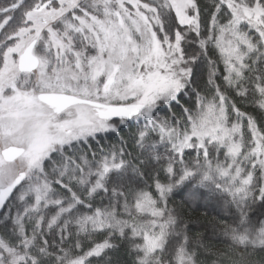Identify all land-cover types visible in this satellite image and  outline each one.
I'll use <instances>...</instances> for the list:
<instances>
[{"label": "snow or ice", "instance_id": "1", "mask_svg": "<svg viewBox=\"0 0 264 264\" xmlns=\"http://www.w3.org/2000/svg\"><path fill=\"white\" fill-rule=\"evenodd\" d=\"M0 264H264V0L0 4Z\"/></svg>", "mask_w": 264, "mask_h": 264}, {"label": "trees", "instance_id": "2", "mask_svg": "<svg viewBox=\"0 0 264 264\" xmlns=\"http://www.w3.org/2000/svg\"><path fill=\"white\" fill-rule=\"evenodd\" d=\"M5 0H0V4L6 3ZM210 204V203H209ZM208 204L207 208H200L197 212H189L192 220L193 234L200 235L208 238L209 242L216 248H224L225 244L222 242V237L214 234V222L219 220L222 216L226 215L219 206L210 207ZM257 261L259 257H254Z\"/></svg>", "mask_w": 264, "mask_h": 264}, {"label": "rangeland", "instance_id": "3", "mask_svg": "<svg viewBox=\"0 0 264 264\" xmlns=\"http://www.w3.org/2000/svg\"><path fill=\"white\" fill-rule=\"evenodd\" d=\"M5 1H7V0H5ZM210 205H211V206H210ZM209 206L212 207V204H209ZM212 208H214V207H212Z\"/></svg>", "mask_w": 264, "mask_h": 264}]
</instances>
